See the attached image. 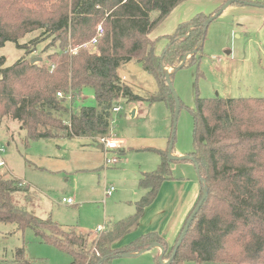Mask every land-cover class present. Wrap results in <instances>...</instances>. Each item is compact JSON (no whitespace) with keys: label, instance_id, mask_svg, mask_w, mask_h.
I'll return each mask as SVG.
<instances>
[{"label":"trees","instance_id":"1","mask_svg":"<svg viewBox=\"0 0 264 264\" xmlns=\"http://www.w3.org/2000/svg\"><path fill=\"white\" fill-rule=\"evenodd\" d=\"M186 1L0 0V48L12 43L24 51L10 66L5 56L0 57V121L17 122L29 146L60 133L64 136L58 137L89 138L94 143L110 138L113 108L120 101L164 102L174 118L175 100L165 68L179 67L188 55L183 68L196 61L206 41L207 21L230 0H222L211 15L200 13L180 24L167 36L169 44L162 55H157L151 33ZM236 3L245 5V1ZM99 27L103 34L91 50L88 44ZM36 32H40L38 38L22 43ZM48 39L54 51L45 61L32 64L34 58L29 57ZM131 62L140 64L158 82L159 92L148 100L133 93L117 73ZM86 88L93 90L96 105L72 112L66 100L57 97L62 92L75 98ZM192 113L194 150L189 155L204 183L189 217L204 192L207 199L175 255L179 238L169 248L157 232L115 248L155 201L162 184L173 178L167 152L159 151L158 168L140 179L139 189L145 193L136 213L107 232L91 237L26 210L14 195L29 186L7 173L0 174V223L16 224L20 231L32 229L43 243L68 254V264H106L156 244L163 247V260L169 264H264V98H198ZM14 264L48 263L30 258L23 247L17 249Z\"/></svg>","mask_w":264,"mask_h":264},{"label":"rangeland","instance_id":"2","mask_svg":"<svg viewBox=\"0 0 264 264\" xmlns=\"http://www.w3.org/2000/svg\"><path fill=\"white\" fill-rule=\"evenodd\" d=\"M193 1L199 4V0ZM202 1L208 4L218 0ZM236 1L264 6V0ZM158 29L154 30L156 49L163 53L168 41L163 32L167 29ZM39 36L40 32H36L22 43ZM51 44V39L41 41L29 58L45 61L54 51ZM88 48L92 50L91 46ZM23 55L24 51L12 43L0 48V57H6L7 66ZM174 68L168 66L165 72L172 73ZM117 73L144 100L159 92L155 76L136 62L121 66ZM172 83L182 104L176 129L172 112L164 102L120 101L122 111L113 113L110 132V138L120 144L115 152L100 150L88 138L58 137L64 136L61 133L57 138L27 146L26 134L19 124L10 118L2 119L0 149L5 150L1 155L6 167L0 174L7 173L8 177L29 186L14 195L15 201L43 219L91 237L100 226L110 229L131 216L142 196L139 181L143 173L155 171L161 163L159 151L168 153L173 141L174 157L193 152L192 109L198 98H264V7L233 4L210 24L196 61L175 72ZM64 104L72 112L82 106H94V92L86 88L71 103ZM105 156L120 157L122 161L116 166H107ZM171 170L175 177L198 179L196 166L191 161H172ZM111 186L117 187V191L106 197L105 190ZM64 198H71L73 205L63 203ZM23 247L30 258L43 259L48 264L71 261L68 254L43 243L32 229L20 231L16 224L0 223V264H14L17 249ZM160 255L159 249L154 248L136 257L116 258L106 264H160Z\"/></svg>","mask_w":264,"mask_h":264},{"label":"crops","instance_id":"3","mask_svg":"<svg viewBox=\"0 0 264 264\" xmlns=\"http://www.w3.org/2000/svg\"><path fill=\"white\" fill-rule=\"evenodd\" d=\"M192 1L193 0H189L179 5L165 19V21H163V23H161L158 26L159 27L158 30L167 29V31L163 32L164 36L173 35L178 29L180 24L192 20L196 15L200 13L211 15L223 4L222 0L213 1L208 4H206L205 1L202 0H199V4L197 2L194 1L192 2ZM154 33L155 32L153 31L150 35V38L152 40H156L157 38L155 37L156 35H154ZM168 44L169 41H167L166 47L168 46ZM155 53L157 55H162V53H159L158 49H155ZM95 144L98 145V148L100 150H104L107 152L117 151V150H107L100 143H95ZM122 153L124 155V152ZM105 161H106V156H105ZM121 161L122 159L120 158V162ZM145 173H149V172H145ZM116 191H117V187H116ZM140 191L142 192V196H141L142 198L145 192L142 190ZM200 193H201V183L199 182L198 179L195 180L191 178L185 179L183 177H175L173 175L172 179L167 180L162 184L155 201L149 207L146 208L143 215L141 216L137 224L133 227V229L128 234H126L121 240H119L117 244H115V248L128 245L137 238L152 232H157L167 242L169 248H172L175 245L177 239L179 238V235L182 231L184 224L187 221V218L189 217L190 213L197 204L200 197ZM64 200H68V199L64 198L62 200L63 203L70 206L73 205L64 202ZM136 204L137 202L135 203V211L132 215L136 213ZM100 228L103 227L100 226L98 228V230L96 231V235L103 232H107L109 230L107 228H103V230L99 232ZM154 248H157L159 249L160 252H162L159 247L155 246L152 249Z\"/></svg>","mask_w":264,"mask_h":264},{"label":"water","instance_id":"4","mask_svg":"<svg viewBox=\"0 0 264 264\" xmlns=\"http://www.w3.org/2000/svg\"><path fill=\"white\" fill-rule=\"evenodd\" d=\"M235 3H236V0H230V1H228V2H227V3L221 8V10H220L217 14H215L214 16H212V17L207 21L206 26L210 25L213 21H215L216 19H218V18L223 14V12H224L225 10H227L229 7H231V6H232L233 4H235ZM245 5H246V6H251V7H257V8H263V7H264V6H260V5H257V4H254V3H249V2H245ZM195 53H196V52H195ZM193 54H194V53H193ZM190 56H191V55H188V56L184 59V61L182 62V64H181L179 67H175V68H174V72H172V73H170V72H166V73H167L168 86H169L170 92L172 93V95H173V97H174V100H175V116H174V128H175V129H176V127H177V121H178L179 114H180V110H181V101H180V99H179V97H178V94H177L176 91H175V88H174L173 83H172V81H171V79H170V76H171L173 73H175V72L181 70V69L183 68V66H184V64H185V62H186V60H187L188 57H190ZM36 61H42V59H41V58H38V60H37V59H33V60H32V64H35ZM165 69H166V68H165ZM172 144H173V141L171 142V146H170L169 151H168V157H169V159L172 160V161H191V162H193V163L195 164V166H196L197 177H198L200 183L203 184V183H204V179H203V177L200 175L199 167H198V165L196 164L195 159H194L193 157H191L190 155L181 156V157H174V156H173V153H172V152H173V151H172ZM100 148H101V147H100ZM206 199H207V192H204L201 201L199 202L198 206L195 208V210L193 211V213L191 214V216L189 217V219L187 220V222H186V224H185L184 230H183L181 236L179 237L178 242H177V244H176V246H175V250H174L173 255L176 254L178 248H179L180 245L182 244V242H183V240H184V238H185L187 232L189 231V228H190V226H191L193 220L195 219L196 215L199 213V211H200L201 207L203 206V204H204V202H205ZM155 246H156V247H159V248L161 249V251H162V252H161V255H160V263H161V264H169L170 261L165 262V261L163 260L164 252H165L164 249H163V247H161L160 245H157V244H156V245H153L149 250H151V249H152L153 247H155ZM146 251H147V250H144V251L139 252V253H134V254H124V255H122L120 258H130V257H135L136 255L142 254V253H144V252H146ZM102 263H103V261L100 262L99 264H102Z\"/></svg>","mask_w":264,"mask_h":264},{"label":"built area","instance_id":"5","mask_svg":"<svg viewBox=\"0 0 264 264\" xmlns=\"http://www.w3.org/2000/svg\"><path fill=\"white\" fill-rule=\"evenodd\" d=\"M102 34H103V29H102V27H99L98 32H97V36L91 40V42L88 44V46H91L92 49H95L96 45L98 43V39ZM57 97L59 99H65L66 102H69V103H71L75 99L73 94L65 95L62 92H58ZM121 111H122V107L119 105H117L113 108V113H119ZM99 143L103 147H105V149H107V150H118V149H120L119 142L117 140H115L114 138H101L99 140ZM4 152H5L4 149H0V170H2L4 167H6V162L2 158V155H1ZM119 162H120V157H113V158L106 157V165L107 166H116ZM115 191H116V187L111 186V187L106 189L105 194L107 197H109V196L113 195ZM64 202H67L68 204H73L72 199L64 200ZM102 230H103V228H100L99 232H101Z\"/></svg>","mask_w":264,"mask_h":264}]
</instances>
